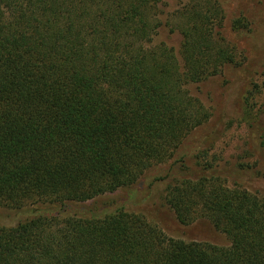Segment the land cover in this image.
<instances>
[{
    "label": "trees",
    "instance_id": "obj_1",
    "mask_svg": "<svg viewBox=\"0 0 264 264\" xmlns=\"http://www.w3.org/2000/svg\"><path fill=\"white\" fill-rule=\"evenodd\" d=\"M190 1L178 54L153 43L163 0H0V207L44 211L0 224V264H264V192L216 164L155 180L180 223L206 218L227 246L167 236L123 207L68 213L136 183L208 120L186 85L235 52L221 3Z\"/></svg>",
    "mask_w": 264,
    "mask_h": 264
},
{
    "label": "rangeland",
    "instance_id": "obj_2",
    "mask_svg": "<svg viewBox=\"0 0 264 264\" xmlns=\"http://www.w3.org/2000/svg\"><path fill=\"white\" fill-rule=\"evenodd\" d=\"M217 1L222 7L219 32L234 47L235 63L186 85L189 95L209 112L206 123L182 140L173 158L152 166L136 183L76 204L68 213L99 216L123 207L143 215L167 236L229 245L226 235L206 218L180 223L163 202L166 181L155 180L168 172L179 177L184 173L202 175L205 171L200 166L212 163L216 164L213 169L236 177L242 187L264 192V0ZM188 3L191 1L163 0L161 25L153 43L165 42L178 53L181 34L174 27L179 11ZM177 158L187 164V172L173 164ZM39 212H44L40 206L0 207V224L14 225Z\"/></svg>",
    "mask_w": 264,
    "mask_h": 264
}]
</instances>
